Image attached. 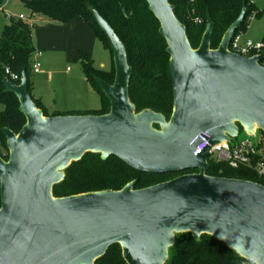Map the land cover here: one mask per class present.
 Listing matches in <instances>:
<instances>
[{
    "label": "water",
    "instance_id": "water-1",
    "mask_svg": "<svg viewBox=\"0 0 264 264\" xmlns=\"http://www.w3.org/2000/svg\"><path fill=\"white\" fill-rule=\"evenodd\" d=\"M145 1L169 54L168 119L150 108L135 110L125 46L93 6L88 10L112 51L113 82L95 78L108 112L46 116L31 98L25 71L18 83L4 76V91L18 99L25 123L17 133L2 128L8 157L0 156V264H95L113 244L126 264H165L185 232L195 240L208 234L264 264V186L206 174L211 146L241 140V131L253 140L264 134V50L250 57L229 50L245 6L212 49L209 13L192 48L173 5ZM201 130L210 133L209 145L194 156ZM86 152L146 173L196 171L140 189L131 181L120 190L54 196L64 170Z\"/></svg>",
    "mask_w": 264,
    "mask_h": 264
},
{
    "label": "trees",
    "instance_id": "trees-1",
    "mask_svg": "<svg viewBox=\"0 0 264 264\" xmlns=\"http://www.w3.org/2000/svg\"><path fill=\"white\" fill-rule=\"evenodd\" d=\"M21 1L30 11V15L24 20L10 17L9 23L3 26L0 36V144L3 149L7 151L2 128L7 127L17 133L25 123V117L18 109V99L13 93L4 91L5 68L19 76L25 71L31 98L37 107L42 108L44 115H49L41 101L33 98L31 94L32 58L37 51L32 40V29L36 27L37 21L67 25L82 19L93 30L94 37L103 43L111 55V68L108 71L94 66L89 51L78 50L76 57L85 80L100 97V107L95 110L54 112L51 115L108 112L109 101L95 78L110 84L113 82L112 51L88 6H93L97 10L125 46L127 63L132 68L128 89L129 99L135 105V110L150 108L161 112L166 118L170 116L173 91L169 73V54L166 52L165 39L158 31V20L148 9L145 0ZM168 1L173 5L178 20L185 25L186 35L192 48H196L200 42L207 13L213 22L210 39L212 49L217 48L224 31L237 18L243 5L245 15L235 33L246 29L249 15L254 14L258 17L260 14L254 8L252 0ZM195 18H200L201 22H194ZM262 39L264 42V36ZM12 82L18 83L19 79ZM260 133L264 136L263 132ZM7 157L8 155L4 156V159L6 160ZM208 163L207 175L249 180L264 186V175H257L251 167L243 165L231 167L224 161L210 159ZM195 171L191 169L180 173H146L132 168L115 156L110 155L102 159L99 153L86 152L81 159L71 162L64 170L63 180L53 186V195L62 197L92 191L120 190L131 181H135V189H140L170 180L182 173ZM95 264H126V262L122 257L120 246L113 244L95 261ZM165 264H248V260L208 234H201L199 239L195 240L190 232H185L176 236L175 244L171 247Z\"/></svg>",
    "mask_w": 264,
    "mask_h": 264
},
{
    "label": "rangeland",
    "instance_id": "rangeland-1",
    "mask_svg": "<svg viewBox=\"0 0 264 264\" xmlns=\"http://www.w3.org/2000/svg\"><path fill=\"white\" fill-rule=\"evenodd\" d=\"M252 1L255 5L254 8L260 14L258 17L254 16L242 32L244 33V40L262 41L264 36V0ZM5 2L6 0H2L0 4H5ZM19 13L25 16L30 15V11L21 0H8V3L0 9V36L3 26L9 23V18H17ZM46 25L44 22L37 21L36 27L32 29L35 49L41 51L40 55H37L36 51L32 58L33 61L40 63L39 72H32L31 74L32 97L39 99L46 106L48 114L51 113L55 102L58 104L65 98H75L78 103L75 106L77 108L98 109L101 104L100 97L93 89H90L76 57L78 50H82L80 45L85 46L88 43L87 46H91L88 51L92 54L94 66L108 71L111 68L109 50L100 40L85 36L79 23L71 27L69 33L61 36L54 30L56 27ZM154 127L157 128L158 126L154 125ZM246 137L247 135L241 131L239 139Z\"/></svg>",
    "mask_w": 264,
    "mask_h": 264
},
{
    "label": "built area",
    "instance_id": "built-area-1",
    "mask_svg": "<svg viewBox=\"0 0 264 264\" xmlns=\"http://www.w3.org/2000/svg\"><path fill=\"white\" fill-rule=\"evenodd\" d=\"M4 6L5 4L0 5V9ZM253 17L254 14L251 15L248 21L250 22ZM17 18L23 20L26 19L22 14H19ZM194 22L200 23L201 19L195 18ZM243 34L244 33L241 31L233 35L229 44L230 51L250 57L258 55L264 50L263 41L244 40ZM36 54L40 55L41 53L37 51ZM259 64L264 67V57ZM39 67V62L32 61L33 72H38ZM4 74L10 81L20 79L19 75L11 72L8 68H5ZM196 139L198 143L193 151L194 156L201 153L209 145L210 133L206 130H201L198 132ZM6 155H8V152L3 149L0 144V156L4 158ZM209 159L214 161H224L231 167H238L241 165L251 167L257 175H264V136H262V134H257L255 140L252 138H243L235 142L211 146L207 160Z\"/></svg>",
    "mask_w": 264,
    "mask_h": 264
},
{
    "label": "crops",
    "instance_id": "crops-1",
    "mask_svg": "<svg viewBox=\"0 0 264 264\" xmlns=\"http://www.w3.org/2000/svg\"><path fill=\"white\" fill-rule=\"evenodd\" d=\"M2 3V0L0 1ZM8 3V0H6L5 2V5ZM4 4V3H3ZM1 5V4H0ZM19 14H22V13H19ZM18 14V15H19ZM24 15V14H22ZM25 16V15H24ZM27 17V16H25ZM77 23L81 24V31L85 33V36H88V38L91 36L92 38H95L94 37V33H93V30L89 27V25L82 19H77L75 20L73 23L71 24H67V25H61L59 23H52V24H47L46 26L48 27H56V29H54L57 33H59V35H65L67 34V32L69 33L71 31V27L75 26ZM40 26V25H39ZM38 27V26H37ZM68 28V29H66ZM68 30V31H66ZM244 37V35H243ZM89 45L88 43L84 46V45H80L82 50L85 49V51H88V49H90L91 46H87ZM41 53L40 50H37ZM39 72V71H38ZM87 83V82H86ZM89 85V84H88ZM90 87V86H89ZM90 89H92L90 87ZM43 107L45 108V110L47 111L46 109V106L44 104H42ZM78 103L75 101V98L73 99H70V98H65L64 100L62 99L60 101V103L57 104V102H55L53 104V107L51 109V113L49 115H51L52 113L54 112H62V111H68V110H90V109H86V108H77L75 106H77ZM57 107H61V108H57Z\"/></svg>",
    "mask_w": 264,
    "mask_h": 264
},
{
    "label": "clouds",
    "instance_id": "clouds-1",
    "mask_svg": "<svg viewBox=\"0 0 264 264\" xmlns=\"http://www.w3.org/2000/svg\"><path fill=\"white\" fill-rule=\"evenodd\" d=\"M248 264H259V258L255 255L248 258Z\"/></svg>",
    "mask_w": 264,
    "mask_h": 264
}]
</instances>
